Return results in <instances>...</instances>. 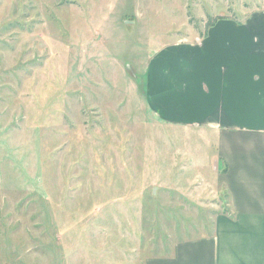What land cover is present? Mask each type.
Here are the masks:
<instances>
[{"label": "rangeland", "instance_id": "1", "mask_svg": "<svg viewBox=\"0 0 264 264\" xmlns=\"http://www.w3.org/2000/svg\"><path fill=\"white\" fill-rule=\"evenodd\" d=\"M260 9L0 0V264H145L210 235L227 208L213 140L151 114L145 71L213 19Z\"/></svg>", "mask_w": 264, "mask_h": 264}, {"label": "crops", "instance_id": "2", "mask_svg": "<svg viewBox=\"0 0 264 264\" xmlns=\"http://www.w3.org/2000/svg\"><path fill=\"white\" fill-rule=\"evenodd\" d=\"M145 102L159 121L213 140L215 184L227 198L210 235L145 264H264V9L153 54Z\"/></svg>", "mask_w": 264, "mask_h": 264}, {"label": "trees", "instance_id": "3", "mask_svg": "<svg viewBox=\"0 0 264 264\" xmlns=\"http://www.w3.org/2000/svg\"><path fill=\"white\" fill-rule=\"evenodd\" d=\"M221 19H225V18H223V17H219V18H215V19H213V20L207 25V30H208L211 26H213L217 21H219V20H221ZM207 30H206V32H205V34H204L203 36L206 35Z\"/></svg>", "mask_w": 264, "mask_h": 264}]
</instances>
